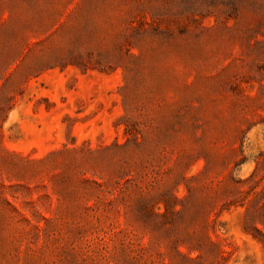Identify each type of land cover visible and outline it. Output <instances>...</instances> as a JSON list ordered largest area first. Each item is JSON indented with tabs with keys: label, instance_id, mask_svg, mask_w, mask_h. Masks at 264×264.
<instances>
[{
	"label": "rangeland",
	"instance_id": "rangeland-1",
	"mask_svg": "<svg viewBox=\"0 0 264 264\" xmlns=\"http://www.w3.org/2000/svg\"><path fill=\"white\" fill-rule=\"evenodd\" d=\"M0 264H264V0H0Z\"/></svg>",
	"mask_w": 264,
	"mask_h": 264
}]
</instances>
